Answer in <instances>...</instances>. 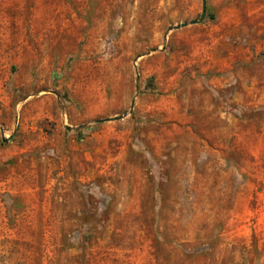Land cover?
<instances>
[{
    "label": "rangeland",
    "instance_id": "1",
    "mask_svg": "<svg viewBox=\"0 0 264 264\" xmlns=\"http://www.w3.org/2000/svg\"><path fill=\"white\" fill-rule=\"evenodd\" d=\"M201 14L0 0V264H264V0Z\"/></svg>",
    "mask_w": 264,
    "mask_h": 264
},
{
    "label": "water",
    "instance_id": "2",
    "mask_svg": "<svg viewBox=\"0 0 264 264\" xmlns=\"http://www.w3.org/2000/svg\"><path fill=\"white\" fill-rule=\"evenodd\" d=\"M205 8H206V0H202V14H201V17H200V19H199L198 21H190V22H188V23L186 22V23L178 24V25H176V26H174V27H168L167 31H170V30H172V29H179L180 27L185 26V25H187V24L192 25V24H197V23L202 22V21L204 20V18H205ZM131 109H132V106H131ZM122 117H125V115H123V116H121V117H116V118H114L113 120H119V119H121ZM108 120H109V119L98 120V121H96V123H103V122L108 121ZM66 128H67V130H70L69 127H66Z\"/></svg>",
    "mask_w": 264,
    "mask_h": 264
}]
</instances>
